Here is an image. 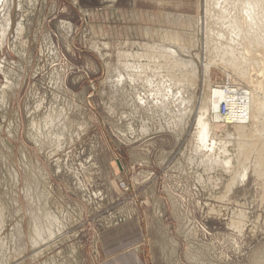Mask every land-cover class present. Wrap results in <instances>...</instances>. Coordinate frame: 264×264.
Masks as SVG:
<instances>
[{"label":"rangeland","instance_id":"obj_1","mask_svg":"<svg viewBox=\"0 0 264 264\" xmlns=\"http://www.w3.org/2000/svg\"><path fill=\"white\" fill-rule=\"evenodd\" d=\"M117 1L0 0V264H264V117L239 137L213 121L228 152L214 164L194 137L205 87L227 82L223 47L264 48L243 54L231 15L206 14L212 0ZM208 17L226 34L213 38ZM167 35L191 65L159 51L177 46ZM240 56L249 80L233 85L257 87L258 61ZM153 77L186 103L159 108Z\"/></svg>","mask_w":264,"mask_h":264},{"label":"bare ground","instance_id":"obj_2","mask_svg":"<svg viewBox=\"0 0 264 264\" xmlns=\"http://www.w3.org/2000/svg\"><path fill=\"white\" fill-rule=\"evenodd\" d=\"M159 1H160V3H158V6L162 7V9H164V7H167V6H173L175 8L181 7V6L177 5L176 3H174L173 0H159ZM112 3H113V0H103V4L107 5L109 7L112 5ZM215 5L218 6V9L214 8L213 0L208 2V4L206 3V6H205L206 12H207L206 14H212V15H215L218 13L222 14L223 13L222 11L224 10V12H227L228 14L233 16V17L229 16L230 19L225 18L223 20H225L227 23V25H226L227 29L229 28L228 26H230V24H231L232 26L234 25V27L236 28L235 29L234 27L230 26L231 30H232V28H234L235 31L240 32V35L238 37L241 38L240 40L242 42H244V45L243 46L240 45L239 48L243 47V48H241L242 52L244 50L243 54H247V53L249 54V51H250L249 48L252 45L251 43H255L254 45L264 48V0H215ZM160 15H161V19L163 21H166V22H170L172 20L174 21L175 19L177 21H179V17H183V22H185L184 20H186V22H188L191 18L189 16L178 15L177 12L170 13V12L162 11V12H160ZM205 16H208V15H205ZM207 20H205V21H207ZM228 20H231V22H229ZM178 23H180V22H178ZM206 25H208L209 32H210V34L213 35V38L214 37L217 38L216 35H218L217 33L220 32V30H222V32H221L222 34L224 33L223 31L227 30V29L224 30L225 25L223 27V25L220 24V22L218 23L217 21H212L210 18H209ZM205 30H207V29H205ZM221 33H220V35H222ZM234 33L236 34V32H234ZM148 34H150V33H148ZM181 34L183 36V40H186L188 38L185 32H182ZM206 34H207V32H206ZM224 34H226V32ZM164 38H165L164 39L165 41H168L170 39V37L168 35L164 36ZM218 38H219V41H222V40L224 41L226 39V37H223L224 39L220 40V36ZM183 40H181L177 44L175 42L168 41L171 44L177 45L175 47H173V46L166 47L163 45H159V46L157 45V46L159 47L158 49H159V51H161L162 54H167V56L169 55L168 57L170 58V61L171 60H172V62L178 61L179 66H181L180 63H183V64L188 63L189 65H191L192 64L191 61H184L180 57L181 52L187 53L183 47L184 45L180 44L183 42ZM214 41L216 42L215 39H214ZM241 41H240V43H241ZM225 43H226V41H225ZM226 44H224L223 46H225ZM241 44H243V43H241ZM145 47H147V46H145ZM233 47H235L234 44H233V46L226 45L225 47H223L224 51H223V55L221 57V61L219 59V61H220L219 65H221V69L227 77V82L224 83L223 85L205 87V88H207V90H206L207 96L203 100V102H201V104L199 106V112H198V116L196 119L197 124H196V131L194 134L195 135L194 136L195 141L199 145L202 146V149H204V147L206 149H208L207 147H209V150H208L209 155L207 153L206 156L208 155V157H207L208 161H210V159L212 158L213 164L215 161H213L214 157L212 155H213V152L215 149H217L218 152H220L224 155H226L228 153L226 150V147H225L226 145L225 146H219V144L221 145V142H219V144L216 143V139L214 138V135H213V130H214L216 125H214L213 121L217 122V123L222 122V125L231 126L232 128H234L238 132L237 136L241 135V134L246 135V133H243L244 130H246L248 128L258 129V127L262 126V125L260 126V123H263L260 120L264 117V115H262V113L264 112L263 111L264 105H262V103H264V101H262V99L264 100V95L262 97H259L255 90L257 88L258 90L263 91V94H264V81L262 82L261 80H259L260 82H258L256 80V82H258V83L256 85L257 87H254L255 88L254 89L253 87L248 88L246 85L245 86L241 85L240 87H239V85L238 86L233 85V82L231 80H233L232 79L233 76H235L236 79L239 78V79L243 80L244 78H247L246 80H249V77L246 76L248 74L245 73L248 70L246 69L247 71H244L245 69L243 70V68H239L240 65H242V64H240L241 62H239V60L236 58L240 55H241L240 56L241 61L244 62L245 60H247V61H245V63H249V61L251 62L252 60L253 61L257 60L259 66H257V65L256 66L259 67V73L257 72L258 77L256 75V79L259 78V76L264 79V77H262V76H264V51H262L263 49L260 48V50L261 49L262 50L258 52L259 54L256 52L257 56H255V57H254V55L251 56L249 54L250 55L249 56L247 54V56H249L250 58L254 57L253 59L248 58V59H250V60H248V59H244V57H243L244 55L242 56V54L239 52L240 50L238 49V45L236 47L238 50L233 48ZM234 49L237 51H235ZM257 49H259V48H257ZM149 50H151V49H149ZM252 51H254V50H252ZM236 53H238V54L240 53V55H238ZM235 55H238V56H235ZM176 62H174L175 64L174 63H171V64L176 65L177 64ZM254 63L252 62L251 65H253ZM160 66H161V64H160ZM244 66H245V64H244ZM244 66H242V67H244ZM253 66H255V65H253ZM126 67H128V66H126ZM171 67H172V65H171ZM185 67H186V65H185ZM132 68H133V66H132ZM126 69L128 71L129 68H126ZM136 70H134V71H136ZM208 70L209 69L206 67V72H208ZM129 72L131 74V69ZM132 73H133V70H132ZM152 74H153V72H152ZM131 76H132V74H131ZM165 78L166 77H164V78L153 77V78H147L146 79V83L150 88V90H149L150 96L152 98L153 97L156 98V102H155L156 105L159 106V108L167 109L168 105L171 103H173L174 105L177 104L178 105L177 108L179 107V105L181 106L182 104H185L187 100L185 101V99L182 97V95H181L182 92L175 91L174 85L172 86V84H167V82L171 83L172 79H170L171 81L169 82ZM182 80H183V78H182ZM242 80H240V81H242ZM248 86H249V84H248ZM222 107H223V109H222ZM178 109H180V107ZM181 114H179V115H181ZM183 115H185V114H183ZM262 129H263V127H262ZM246 137H248V136H243V138H246ZM251 137H252V135H251ZM246 140H248V139H246ZM256 140H258V139H256ZM208 141H210L209 145L207 144ZM249 141L250 140H248V143H249ZM254 143H257V142L254 141ZM250 144H252V143H250ZM258 144L259 143H257L256 145H258ZM260 145L261 146L258 148V151H257V153L259 154V157H257V159H256V169H257L256 173L259 172L261 175L264 176V144H260ZM199 148H200V146H199ZM199 150H201V148ZM239 150H240V148H239ZM239 152H241V153H239V154H241V156L243 155L240 158L242 159L244 157V159H245V156L247 155V150H245V149L243 150V148H242L241 151H239ZM225 161H226V164H228L229 159L228 160L225 159Z\"/></svg>","mask_w":264,"mask_h":264},{"label":"crops","instance_id":"obj_3","mask_svg":"<svg viewBox=\"0 0 264 264\" xmlns=\"http://www.w3.org/2000/svg\"><path fill=\"white\" fill-rule=\"evenodd\" d=\"M88 1H92V2L95 1V2H99V3L103 4V0H88ZM123 1H125V3H127V4H135V5H137V2H138V0H123ZM148 1L155 2L156 4L160 3L159 0H148ZM173 2L176 3L179 6H182V5L188 6L189 5V7H190V4H191V3H188V4L182 3L181 0H173ZM116 3H119V2L117 0H113L112 5L116 4ZM157 16H158L159 19L161 18L160 13H158Z\"/></svg>","mask_w":264,"mask_h":264},{"label":"built area","instance_id":"obj_4","mask_svg":"<svg viewBox=\"0 0 264 264\" xmlns=\"http://www.w3.org/2000/svg\"><path fill=\"white\" fill-rule=\"evenodd\" d=\"M222 109H223V107H222Z\"/></svg>","mask_w":264,"mask_h":264}]
</instances>
